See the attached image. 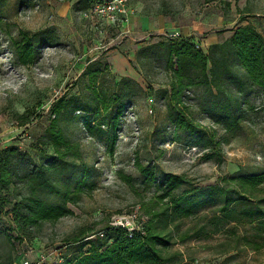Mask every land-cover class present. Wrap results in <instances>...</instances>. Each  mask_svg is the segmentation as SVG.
<instances>
[{
  "label": "rangeland",
  "instance_id": "obj_1",
  "mask_svg": "<svg viewBox=\"0 0 264 264\" xmlns=\"http://www.w3.org/2000/svg\"><path fill=\"white\" fill-rule=\"evenodd\" d=\"M108 1L114 0H0V151L18 145L37 165L50 167L54 177L58 171L55 179L63 186L74 188L80 175L87 177L83 190L65 202L63 195L41 192L71 213L29 227L33 243L16 240L13 247L3 232L9 222L2 220L0 264L13 249L31 263H63L64 255L89 247L73 245L68 237L105 228L112 215L138 209L147 220V207H170L174 197L192 188L229 185L234 175L264 171V100L258 91L244 81L237 92L226 76L220 88L196 82L184 93L186 105L173 108L169 57L161 44L169 41L167 33L180 32L195 37L207 53L212 38L223 42L239 26L252 24L264 35V0H122L117 7L125 12L116 13L115 21L113 13L91 12L94 4ZM143 18L157 27L141 26ZM20 31L34 40L36 58L30 65L19 64L11 51V38ZM95 55L100 56L91 62ZM118 60H125L129 71ZM232 72L244 76L237 66ZM228 108L232 132L222 116ZM173 109L175 119L182 116L194 128L177 127L169 116ZM55 118L81 152L76 161L67 157L70 170L63 173L61 161L50 162L53 150L46 138ZM167 173L190 182L160 199L165 189L158 185ZM249 197L236 204V216L221 212L223 201L217 198L199 206L194 216L160 224L175 237L163 251L166 264H264V216L240 212L247 205L264 209V185ZM1 207L5 214L13 205ZM177 223L180 233L190 231L185 241L178 239Z\"/></svg>",
  "mask_w": 264,
  "mask_h": 264
},
{
  "label": "trees",
  "instance_id": "obj_2",
  "mask_svg": "<svg viewBox=\"0 0 264 264\" xmlns=\"http://www.w3.org/2000/svg\"><path fill=\"white\" fill-rule=\"evenodd\" d=\"M161 44L166 47L169 57L167 69L171 72L170 101L173 108L182 109V106L186 105L184 93L186 90H191L196 82L204 83L208 87L215 84L220 88L226 76L233 82L237 92L243 90V82L246 81L251 86V90L258 91L264 100V35L254 25L239 26L225 41L211 44L207 53L199 43L182 35L170 38L169 41ZM11 51L19 64L33 63L36 58V47L30 33L20 31L19 37H12ZM234 65L243 72L244 76L238 77L233 74ZM98 72V69L94 72L93 79ZM103 101L105 102V99ZM61 103L62 100L55 106L56 113L60 112ZM82 108L80 107L79 110ZM172 111L174 109L170 111L169 116L170 119L175 120L177 127L185 131L194 128L182 116L175 119ZM222 116L226 130L232 132L231 109L223 111ZM24 120L22 119L23 122ZM87 126L93 131L91 123L87 122ZM46 138L49 140L47 144L53 150L50 162L58 159L61 161L59 171L61 173L69 171L70 162L67 157L72 158L73 161L80 158L79 144L65 135L56 118L49 125ZM140 168L142 172H149L145 167ZM57 173L54 177L50 167L37 165L31 154L23 151L16 144L5 146L0 151V222H3L2 220L9 222L3 232L12 245L16 240L27 244L33 243L36 238L33 239L31 232L26 231L29 227L38 226L42 221L54 222L71 213L64 203H52L40 194L46 191L47 194L63 195L65 202L70 194L74 196L83 190L87 177L85 174L80 175L75 187L72 188L69 183L63 186L58 182L55 179ZM162 180L158 186L163 187L165 192L159 195L160 199L166 198L174 189L190 182L185 176L176 173H167ZM229 182V185L192 188L174 197L170 207H161L158 210L147 207L145 213L149 219L143 220L140 214L141 230H135L132 237L129 236L126 228L112 227L110 220L105 228L96 232L82 229L66 240H70L73 245L80 243V247L88 245V249L71 256L64 255L63 263L56 264H166L168 259L165 258L163 251L174 243V231H165L160 228V224L165 223L167 226L171 221L194 216L199 206L212 203L218 200L217 198L223 201L219 209L221 212L226 213L227 216H236L238 212L236 204L249 199L259 186L264 185V171L240 173L232 176ZM19 184L28 190V195L22 191ZM3 204H12V210L2 214ZM240 212L250 217L264 216V209L260 205H247L242 207ZM179 225L180 223H177L174 230L179 232L178 239L182 242L189 238L190 231L180 233ZM204 228L206 229V225L201 230ZM101 231L103 236L99 234ZM13 250L6 264H19L20 257L16 253L17 250L14 252Z\"/></svg>",
  "mask_w": 264,
  "mask_h": 264
},
{
  "label": "built area",
  "instance_id": "obj_3",
  "mask_svg": "<svg viewBox=\"0 0 264 264\" xmlns=\"http://www.w3.org/2000/svg\"><path fill=\"white\" fill-rule=\"evenodd\" d=\"M118 3H122V0H114V1H108L106 3H96L94 4L90 10L92 13L96 14H102V13H113L112 19L115 21L118 19L119 16H116L119 12H125V10L121 7H117ZM117 13V14H116ZM180 32L177 33H167L166 36L169 38H174L176 36H180ZM140 210H132L130 212H121L117 213L116 215H112L110 217V224L112 227H123L126 228L129 232V236L132 237L135 230L140 231L141 230V220H140ZM101 236H103L102 231L99 232ZM95 236V235H94ZM21 243V242H19ZM26 243V242H22ZM27 244V243H26ZM20 257L19 264H39V261L37 262H30L27 256H25V253H19Z\"/></svg>",
  "mask_w": 264,
  "mask_h": 264
},
{
  "label": "crops",
  "instance_id": "obj_4",
  "mask_svg": "<svg viewBox=\"0 0 264 264\" xmlns=\"http://www.w3.org/2000/svg\"><path fill=\"white\" fill-rule=\"evenodd\" d=\"M150 20H151V19H149V18H143V19H141V20H140L141 26H143V27H148V28H149V27H157V24H155L154 22L151 23ZM135 22L138 23L139 21H135ZM162 23H163V22H162L161 20H159V24L162 25ZM141 26H140V27H141ZM184 36L187 37V36H190V35L188 34V35H184ZM190 39H191V41H193V42H195V43L197 42V41L195 40V37H190ZM216 41H217L216 38H212V39H211V43H209V44L207 43V44L210 45V44H212V43H215ZM208 42H209V41H208ZM99 56H100V55H97V56L95 55L94 60L91 59V62H94V61L98 60L97 58H99ZM125 60H126V59H125ZM125 60H124V61H122V60H121V61L118 60V61L121 62V68L124 67V69H125L126 72H127V71H129L128 68H130V67L127 66V65L124 63Z\"/></svg>",
  "mask_w": 264,
  "mask_h": 264
}]
</instances>
